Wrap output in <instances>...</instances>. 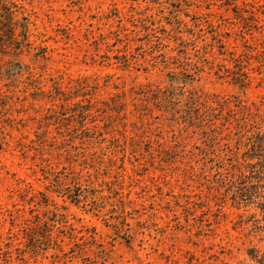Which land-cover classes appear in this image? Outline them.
<instances>
[{"label": "rangeland", "instance_id": "rangeland-1", "mask_svg": "<svg viewBox=\"0 0 264 264\" xmlns=\"http://www.w3.org/2000/svg\"><path fill=\"white\" fill-rule=\"evenodd\" d=\"M254 140L264 0H0V264H259Z\"/></svg>", "mask_w": 264, "mask_h": 264}, {"label": "trees", "instance_id": "trees-1", "mask_svg": "<svg viewBox=\"0 0 264 264\" xmlns=\"http://www.w3.org/2000/svg\"><path fill=\"white\" fill-rule=\"evenodd\" d=\"M9 12V11H8ZM11 12V11H10ZM12 15V13H11ZM12 26H10V29H11V32H13V27L11 28ZM263 142V145H264V141ZM256 141L254 140L251 144V147L253 148V151H255L256 148H258V146L262 147L263 145L261 144H257L256 145ZM250 144V143H249ZM248 158H254L253 155H250ZM252 172V171H251ZM242 185L240 184L239 186L236 187V189L233 191L232 195H231V198H232V201L237 203V204H241V203H251V202H255L254 198H256L255 194H256V191L254 189H246L244 187H241ZM264 188V186H263ZM258 197L260 198V202L258 203V207L260 208L261 212L264 213V191L262 194H258ZM254 256V258L256 259V261L259 263V264H264V256H257V255H252Z\"/></svg>", "mask_w": 264, "mask_h": 264}]
</instances>
